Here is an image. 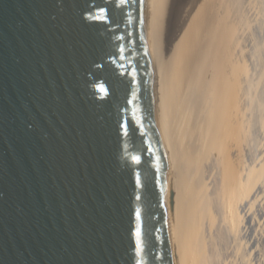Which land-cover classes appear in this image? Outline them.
<instances>
[{"label": "water", "instance_id": "1", "mask_svg": "<svg viewBox=\"0 0 264 264\" xmlns=\"http://www.w3.org/2000/svg\"><path fill=\"white\" fill-rule=\"evenodd\" d=\"M147 32L148 0H0V264H173Z\"/></svg>", "mask_w": 264, "mask_h": 264}, {"label": "bare ground", "instance_id": "2", "mask_svg": "<svg viewBox=\"0 0 264 264\" xmlns=\"http://www.w3.org/2000/svg\"><path fill=\"white\" fill-rule=\"evenodd\" d=\"M254 1L148 0L173 264H227L222 240L237 264H264V88L254 94L247 55L264 50V0Z\"/></svg>", "mask_w": 264, "mask_h": 264}, {"label": "rangeland", "instance_id": "3", "mask_svg": "<svg viewBox=\"0 0 264 264\" xmlns=\"http://www.w3.org/2000/svg\"><path fill=\"white\" fill-rule=\"evenodd\" d=\"M249 1V0H248ZM254 3H255V5L257 6V8L258 9H260L259 7L261 6V4H259L260 3V1L259 0H255L254 1ZM259 4V5H258ZM257 38V37H256ZM257 41L259 40V39H256ZM256 41V42H257ZM262 51V52H261ZM260 52V53H259ZM249 54H247L248 56H250V58L252 59V61H254L255 63H256V65H258V71H254L253 69H252V74L250 75L252 78V80L253 81H255L254 83H255V86H256V88H255V93L254 94H256V96L257 95H259V94H261L262 93V90H263V88H264V81H261V76H260V72H263L262 70L264 69V50H263V47L259 50V51H255V50H252V49H250V52H248ZM253 53V54H252ZM254 55H255V58H254ZM263 61V62H262ZM262 65V66H261ZM263 67V68H262ZM257 74V75H256ZM259 77V78H258ZM254 78V79H253ZM260 79V80H259ZM263 79H264V77H263ZM262 79V80H263ZM258 84V85H257ZM257 86H258V88H257ZM260 88V89H259ZM262 88V89H261ZM260 96V95H259ZM258 96V97H259ZM255 148V147H254ZM256 149V148H255ZM255 149H253L254 150V152L256 153V154H259L260 153V150L262 149V147L260 148L259 147V149L257 148L256 150ZM259 152V153H258ZM254 154V153H253ZM218 242H219V240H218ZM222 243H223V247H222ZM226 243V244H225ZM220 244V245H219ZM219 244L217 243V247H218V249H219V251H220V253H222L223 252V254H221V259H222V261H223V263H224V261L225 262H227V264H231V262H232V264H237L236 263V261L234 260L235 258L233 257L234 255V252H233V250L231 249V247H230V245H227V242L226 241H221V243L219 242ZM219 246H221L222 248H220ZM221 249V250H220ZM230 251H231V253H230ZM225 252V253H224ZM233 253V254H232ZM227 254V255H226ZM230 254H231V256H230ZM263 254H264V250H263ZM224 257H226L225 259H224ZM234 258V259H233ZM229 259H232L233 261H231V260H229ZM229 260V261H228ZM229 262V263H228ZM233 262H235V263H233ZM251 262H253V261H251ZM255 263V260H254V262L252 263V264H254Z\"/></svg>", "mask_w": 264, "mask_h": 264}, {"label": "snow or ice", "instance_id": "4", "mask_svg": "<svg viewBox=\"0 0 264 264\" xmlns=\"http://www.w3.org/2000/svg\"><path fill=\"white\" fill-rule=\"evenodd\" d=\"M137 236H139V232H137Z\"/></svg>", "mask_w": 264, "mask_h": 264}]
</instances>
